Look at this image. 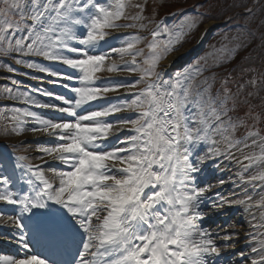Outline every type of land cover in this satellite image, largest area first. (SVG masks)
<instances>
[{"label":"snow or ice","instance_id":"obj_1","mask_svg":"<svg viewBox=\"0 0 264 264\" xmlns=\"http://www.w3.org/2000/svg\"><path fill=\"white\" fill-rule=\"evenodd\" d=\"M0 2L3 4L0 7V43L6 42L0 51L58 61L78 73L81 85L72 88L76 99L68 107L41 104L27 93L22 94L24 103L56 108L74 120L55 122L27 109H15L8 117L17 135L27 130L58 141L37 149L43 154L38 159L47 165V169L25 163L28 158L24 155L16 157V166L30 173L27 191L14 193L8 190V180L3 181L5 187L0 191V201L20 210V215L9 216L8 220L21 230L22 246L28 247L23 234L28 224L21 217L51 204L58 209L51 213L52 219L45 225L46 235L56 243L69 228L64 220L70 219L74 222L72 231L78 230L82 236L80 246L67 264H215L221 249L209 230L201 227L205 217L202 205L211 199L206 193L213 186H198L193 175L200 171L206 157L197 155L195 161L191 158L200 144L222 143L225 146L224 152L219 147H210L207 158H212L231 155L229 149L242 143L232 139L226 127L229 122L223 119L227 114L228 89H224V97L220 98L218 93L213 95L212 83L207 78L196 83L199 68L191 73L178 72L169 80L163 79L157 71L160 61L174 51V44L183 35V29L193 26V18L185 17L179 33H173L167 27L161 29L158 25L151 33L143 66L136 59L142 55V50L136 49L139 37L127 39L123 47L112 48L111 52L117 53L121 60L131 57L124 60V70L140 73L139 79L130 85L118 83L98 87L95 86L99 79L97 73L105 70L115 73L118 65L115 61L106 63L110 59L108 55L92 54L91 50L105 41L110 35L108 30L122 27L117 21L129 18V0ZM135 7L142 9L141 5ZM131 19L140 20L142 16L138 13ZM78 27L82 28L79 34ZM10 32L27 34L13 43V37L8 35ZM162 32L168 35L167 40L159 38ZM66 52L74 53L76 57ZM16 63L24 61L17 60ZM27 67L57 75L37 64L28 63ZM72 78L71 75L64 76L66 80ZM139 84L144 86L138 88ZM119 88L132 93L133 98L87 111L85 115L76 111L92 101L106 99L108 93H115ZM8 92L10 98H17L11 95V90ZM123 112L132 113L135 118H118L117 124L106 119ZM28 118L34 127L25 129L23 125ZM231 127L234 129L235 125ZM248 135L259 137L260 150L244 159L249 164L264 162V136L259 132ZM216 136L221 139L217 141ZM253 144L257 141L253 140ZM49 161L59 162L67 170L58 169ZM251 179L264 183V172ZM244 203L218 196L210 206L221 208L225 204ZM257 206L264 208V198ZM229 239L228 235L223 236V240ZM259 243L264 250V240ZM0 264L57 262L48 257L28 255L21 259L0 256ZM252 264H264V256L260 262L254 260Z\"/></svg>","mask_w":264,"mask_h":264},{"label":"rangeland","instance_id":"obj_2","mask_svg":"<svg viewBox=\"0 0 264 264\" xmlns=\"http://www.w3.org/2000/svg\"><path fill=\"white\" fill-rule=\"evenodd\" d=\"M140 2V1H139ZM137 2V0H129L130 6L128 7V11L132 8L135 7V5H140V3ZM140 13V12H139ZM133 16H136V14H133ZM173 33H179L181 31V29L177 28V27H172L170 29ZM184 31V30H183ZM23 36V34H21L19 36V38ZM163 37H165L166 39L168 38V35L163 33ZM185 38V35H184ZM27 43V41L25 42ZM31 60H34L33 58H29ZM131 57H127V59L125 60H130ZM137 62H138V56H137ZM121 64V69L124 70L125 65H124V61H120ZM165 62L164 61H160L158 67H157V71L161 72L162 70H164L165 68ZM43 65H41L42 67ZM22 67H27V65H22L20 66ZM48 69V67H45ZM38 71L39 69L36 68ZM195 69V68H194ZM49 70V69H48ZM7 71V70H5ZM193 71V69H191L190 73ZM8 72V71H7ZM13 73V72H11ZM15 74H17L20 77H28L31 79H38V77H34L33 75H29L26 74L22 71L18 72L16 71ZM40 76L41 75H49L48 72H41L39 71ZM176 74V73H175ZM4 72L3 70H1V74H0V79H7L8 77H12V75L7 74V76L3 77ZM197 80L198 76L196 77ZM130 82H135V81H129L126 83H130ZM16 84V82H14ZM41 85L34 83V86L31 87V92L32 93H28V96L37 100L35 93H37L40 90ZM17 93V92H15ZM24 92H22L23 94ZM21 95V94H20ZM16 96V95H14ZM13 99V98H12ZM19 99H21L23 101V97L21 95V97H19ZM14 100H17L16 98ZM24 102V101H23ZM122 103L121 101H118L116 104H120ZM29 105H34V104H29ZM25 109H27L28 111L32 112L31 109H29V107H26ZM11 115L13 114V112L10 113ZM0 115L5 116L6 121L8 123L13 124V122L8 119V114L6 113V110H1ZM130 116H132V118H135L134 114H130ZM28 122H29V118H28ZM25 123L23 126L25 127V129H30L29 128V124ZM226 122H229V124L226 125V127H228V132L231 135L232 139L234 141H242V143H239L236 147H233L231 149H229L231 155H221L219 156L218 160L216 163L213 164V167L215 165H222L223 163H225V161L230 160L231 164L233 167L238 166L237 168V172L235 173V175H232V177L230 178L231 180V184L230 187L233 186H241V188L245 191L244 193H246V197L242 198L241 200L238 198H233L232 201H245L249 198H251L250 200H252L251 204H248L245 206L246 208V212L247 215L245 216L243 213L241 212V204H232V205H228L227 209L232 211V214L229 217L228 220V224H230V226H232L231 224L233 223V227L236 228L235 231H238V234L236 236L239 237V235H244L243 238L240 239V244L247 242L249 245L248 247H246L247 250L253 251V249H257L256 251V255L253 256L252 258H250V260L247 261V264H252V262L255 260L257 262L261 261V257L264 256V250H261L260 248V241L264 240V208H260L258 207V203L260 202L261 198H264V183H262L261 181H253L251 178L253 176H256L258 174H260L261 172H264V162H257L254 164H249V161L244 159L245 156L252 154L255 149H254V145L253 142H250L248 139H242V136L239 134V130H238V126L240 125V121L239 120H227ZM5 123V122H4ZM235 125V128L233 129L231 127V125ZM238 131V134H237ZM27 132V130L23 133H21L19 135L23 136L25 133ZM9 141L12 138H7ZM221 138L219 136H216V140L219 141ZM24 141H19L17 142L20 146L21 149H23L24 152H26V155L29 154L30 150L29 148L25 145V143H23ZM216 147H219L221 152L225 151V146L220 143V144H216ZM215 147V148H216ZM38 148V147H37ZM35 159L32 160L31 163H34ZM248 165V166H247ZM247 166V171L245 173V175H242V170L244 169V167ZM7 166L3 163L0 162V191L4 190V179L6 178L8 180V185H13L14 182V177L12 175V179L10 178V173L9 170L6 168ZM229 187V185L227 186ZM8 190L13 191L14 193H16L15 191V186L12 188H8ZM7 204L3 201H0V206H3ZM4 215L2 214V209L0 208V230L3 229L4 227V221L6 220V218L3 217ZM241 217V218H240ZM235 236H233L232 238H234ZM241 247V246H240ZM236 254H238L236 256V258L242 259L239 255L242 256H246L248 254V251H242V249H239L235 252ZM237 261L235 260L232 264H238L236 263ZM244 262L241 261L240 264ZM224 264H229V263H224Z\"/></svg>","mask_w":264,"mask_h":264},{"label":"trees","instance_id":"obj_3","mask_svg":"<svg viewBox=\"0 0 264 264\" xmlns=\"http://www.w3.org/2000/svg\"><path fill=\"white\" fill-rule=\"evenodd\" d=\"M253 0H210L212 19L219 20L229 15L238 22H244L246 37L243 48L236 51L230 64L226 66V72L237 79L239 85H245V97L249 103L255 105L260 111L261 125L264 128V0L252 3ZM206 0H166L164 6L172 10L177 6H191ZM252 9L244 11L246 7Z\"/></svg>","mask_w":264,"mask_h":264},{"label":"bare ground","instance_id":"obj_4","mask_svg":"<svg viewBox=\"0 0 264 264\" xmlns=\"http://www.w3.org/2000/svg\"><path fill=\"white\" fill-rule=\"evenodd\" d=\"M181 55H178L177 54V56H175V57H177V58H179ZM173 59H174V57H172ZM172 59V60H173ZM59 107H61V106H59ZM58 108V107H57ZM52 111H54V112H56V108H53V109H51ZM256 152L255 153H259V150L260 149H258V146L256 147ZM196 159V158H195ZM205 163H208V159L207 158H205V160H204V163L203 164H201L200 165V171L199 172H197L196 174H195V183L197 184L198 183V180H200V181H203V187H205V186H207V185H211L209 182L210 181H214V184L212 185L213 187H212V189L213 188H216V187H222V186H224V184L222 183H220V180H221V177H220V175H218L217 177H215L214 176V173H209V168H206V166H205ZM226 167V166H225ZM231 169V168H230ZM227 170L226 169V171L229 173L231 170ZM219 170L217 169L216 170V172H218ZM194 175V174H193ZM196 178H197V180H196ZM224 178V175H223V177H222V179ZM210 192V191H209ZM209 192L208 193H206V195H207V197H210L209 196ZM235 192H237L235 189H233V190H228V192H225V193H220L221 195H219V197H223V198H229V200H231V196H232V194L233 193H235ZM211 199L210 200H205V202H204V204L203 205H205V206H208V207H210V205H211V201L212 200H217L218 199V196H216V197H210ZM225 206V205H224ZM224 206L223 207H221L222 209L224 208ZM242 206H244V204L242 205ZM210 215L212 216L213 215V212H210ZM210 216V217H211ZM223 218H225V216H223ZM10 224H13L12 222H10ZM9 231H7V232H5L6 233V235L5 236H3L2 238H1V240H4V241H6V242H9V243H15V241H16V237H17V235H16V232L15 231H12V229H8ZM16 246H18V248H19V245H16ZM29 250H28V252H31V249L30 248H28ZM16 255L15 256H12V255H0V256H7V257H11V258H13V259H21V258H25L26 256H28V254H24V252H23V248H19V249H17V251H16ZM13 254V253H12ZM216 261H218V260H216Z\"/></svg>","mask_w":264,"mask_h":264}]
</instances>
